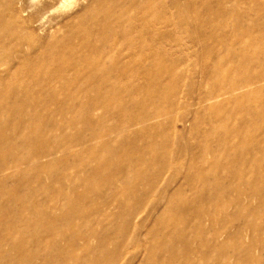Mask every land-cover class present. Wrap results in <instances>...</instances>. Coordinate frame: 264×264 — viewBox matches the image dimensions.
Masks as SVG:
<instances>
[{
  "label": "rangeland",
  "instance_id": "374dc122",
  "mask_svg": "<svg viewBox=\"0 0 264 264\" xmlns=\"http://www.w3.org/2000/svg\"><path fill=\"white\" fill-rule=\"evenodd\" d=\"M2 98L0 264H264V0H0Z\"/></svg>",
  "mask_w": 264,
  "mask_h": 264
},
{
  "label": "bare ground",
  "instance_id": "6f19581e",
  "mask_svg": "<svg viewBox=\"0 0 264 264\" xmlns=\"http://www.w3.org/2000/svg\"><path fill=\"white\" fill-rule=\"evenodd\" d=\"M222 6V5H221ZM220 12H224V8L221 7L220 8ZM130 16V15H129ZM130 20H131V17H130ZM231 24V23H230ZM127 27H121V36L120 39L116 40V38H112V39H107L105 41V44L102 45V46H99L97 49H96V52H95V55L96 56H99L101 58H112L114 56H119L121 55L125 50L129 49L132 47V45L134 44L133 42V39H132V36H131V31L135 29V27H132L131 28V31H128V28L126 30ZM239 30V29H238ZM113 33V31H112ZM241 33V32H240ZM104 33H101L100 35L101 36H97V39L99 40H105L107 37H104L103 36ZM113 37H116V36H113ZM252 40V39H251ZM108 41V43H107ZM60 52H63V54L67 55L68 57L70 56H74V55H78V57H82L84 58L85 60L87 59V56H84L83 54H81L80 52L77 51V49L74 47V46H71V48H62V50ZM259 53V51L257 50V53L256 55L254 56V58H257V54ZM254 54V53H253ZM243 63L247 64V61L246 59H252L251 56H248V52L246 51V53L244 52L243 54ZM249 60V61H250ZM87 66V65H86ZM66 70V67L65 66H62L61 68L58 69V75H62ZM79 72V70H76L75 73ZM121 74H125L127 73L126 71H121L120 72ZM107 74V73H106ZM229 92V91H227ZM242 99L240 96H236L233 100H240ZM0 102H5V99H1ZM4 108V107H3ZM12 114H13V117L15 120L17 121H20V110L17 108V106H14L12 105ZM222 105H220V103H215V104H211L209 105V107L207 108L206 111H210L209 113H215L216 111L218 110H222ZM217 115V114H216ZM260 115V113H258V116ZM18 116V117H17ZM264 116V115H262ZM261 117V116H260ZM16 123V122H15ZM1 127V126H0ZM238 132V130H236ZM235 132V131H234ZM0 134L4 135V133L2 132V128H0ZM37 137V140H39V135L36 136ZM211 172V171H210ZM217 172V170L215 171ZM125 185V184H123ZM124 190V189H123ZM79 196V195H78ZM85 196V195H84ZM81 197H83V195H81ZM14 198V196L12 197ZM19 200V198H17ZM16 200V199H15ZM13 201V199L11 200ZM10 201V202H11ZM26 203V200L24 198H21V206L25 205ZM17 205V204H16ZM53 208V207H52ZM203 211V210H202ZM38 212V211H37ZM15 213V212H14ZM43 213V212H42ZM54 213V212H53ZM15 217V216H14ZM18 217L21 218L22 217V213H18ZM13 220V219H12ZM9 222V221H8ZM11 223V222H10ZM73 242V241H72ZM25 243L24 241L21 240V242L19 243L18 247L20 248L21 250V255H25L26 254V248H25ZM77 246L75 244L73 245H70L67 247V250L68 252L67 253H64V254H58L57 256H61L64 257V256H68V257H73V259L75 260V263L76 264H86L87 262L83 259V256L79 255L78 254V248H76ZM86 250V249H85ZM1 253V251H0ZM4 255V254H3ZM27 256V255H26ZM91 259V258H90ZM93 260V259H92ZM83 262V263H82ZM90 262V261H88ZM60 264H65V260L61 261Z\"/></svg>",
  "mask_w": 264,
  "mask_h": 264
}]
</instances>
